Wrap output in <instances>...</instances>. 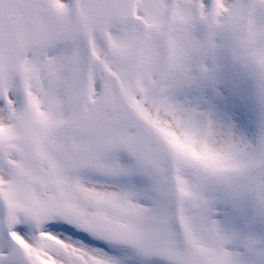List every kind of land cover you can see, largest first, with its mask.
Here are the masks:
<instances>
[{
	"label": "snow or ice",
	"instance_id": "snow-or-ice-1",
	"mask_svg": "<svg viewBox=\"0 0 264 264\" xmlns=\"http://www.w3.org/2000/svg\"><path fill=\"white\" fill-rule=\"evenodd\" d=\"M0 264H264V0H0Z\"/></svg>",
	"mask_w": 264,
	"mask_h": 264
}]
</instances>
